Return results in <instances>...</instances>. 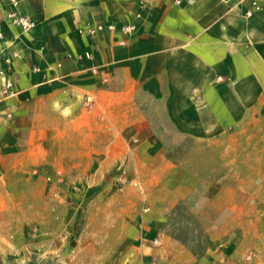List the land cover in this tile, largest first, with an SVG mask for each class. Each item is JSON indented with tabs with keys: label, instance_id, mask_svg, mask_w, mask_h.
Listing matches in <instances>:
<instances>
[{
	"label": "crops",
	"instance_id": "crops-1",
	"mask_svg": "<svg viewBox=\"0 0 264 264\" xmlns=\"http://www.w3.org/2000/svg\"><path fill=\"white\" fill-rule=\"evenodd\" d=\"M11 7L0 0V85L19 91L0 93V264H264V10L19 0L25 30Z\"/></svg>",
	"mask_w": 264,
	"mask_h": 264
},
{
	"label": "built area",
	"instance_id": "built-area-1",
	"mask_svg": "<svg viewBox=\"0 0 264 264\" xmlns=\"http://www.w3.org/2000/svg\"><path fill=\"white\" fill-rule=\"evenodd\" d=\"M12 7L8 11L7 15L11 22L15 25H18L22 27L25 30H28L32 28L35 24L36 21L29 17L28 15L23 14L20 12L18 5H19V0H9ZM180 2L181 0H177ZM237 4L244 6V16L249 19L256 15L257 13L261 12L264 10V0H237ZM110 28H114V25H110ZM98 28L102 27H90L88 29V32L90 34H95L98 31ZM133 30L132 25H125L122 28V31L125 33L131 32ZM2 35V32L0 31V36ZM68 57H72V54L68 53ZM86 56L91 57V53H86ZM9 61V59H7ZM92 71L96 74L101 75V80L103 83H108L110 75L107 74V72H102L99 67L93 66ZM18 88H16V85L14 81L11 78H5L3 83L0 85V93L4 95H9V96H14L18 94ZM84 105L90 115H96L100 116L101 115V105L96 98V96L93 93H87L84 97ZM118 177L121 182V184L127 182L129 179L128 177V170L121 167L118 170ZM62 179V178H61ZM60 179V180H61ZM63 180V179H62ZM61 180V181H62ZM134 185H137L136 181H133ZM118 189L121 191L123 190V185H120ZM32 233H38L39 229L38 227L34 226L32 229ZM153 244H159L160 239L154 238L152 240ZM152 264H158V261L156 259H153Z\"/></svg>",
	"mask_w": 264,
	"mask_h": 264
}]
</instances>
